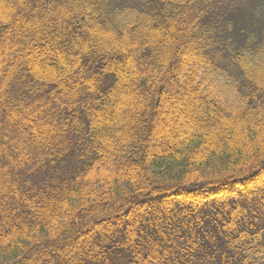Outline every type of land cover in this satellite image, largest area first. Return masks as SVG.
Listing matches in <instances>:
<instances>
[{
  "label": "trees",
  "instance_id": "obj_1",
  "mask_svg": "<svg viewBox=\"0 0 264 264\" xmlns=\"http://www.w3.org/2000/svg\"><path fill=\"white\" fill-rule=\"evenodd\" d=\"M0 264H264V0H0Z\"/></svg>",
  "mask_w": 264,
  "mask_h": 264
},
{
  "label": "rangeland",
  "instance_id": "obj_2",
  "mask_svg": "<svg viewBox=\"0 0 264 264\" xmlns=\"http://www.w3.org/2000/svg\"><path fill=\"white\" fill-rule=\"evenodd\" d=\"M206 86L210 93L219 99L222 103L231 106L237 103L238 98L234 92L225 86L221 78L209 76L206 79ZM171 120V118H170Z\"/></svg>",
  "mask_w": 264,
  "mask_h": 264
}]
</instances>
